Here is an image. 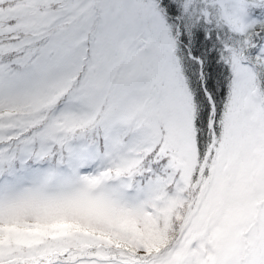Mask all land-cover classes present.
<instances>
[{
    "label": "snow or ice",
    "instance_id": "1",
    "mask_svg": "<svg viewBox=\"0 0 264 264\" xmlns=\"http://www.w3.org/2000/svg\"><path fill=\"white\" fill-rule=\"evenodd\" d=\"M0 264H264V0H0Z\"/></svg>",
    "mask_w": 264,
    "mask_h": 264
}]
</instances>
